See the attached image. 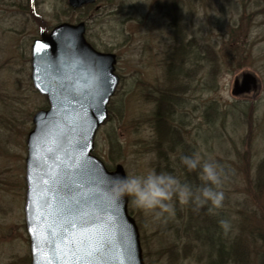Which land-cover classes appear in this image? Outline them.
Wrapping results in <instances>:
<instances>
[{
	"label": "rangeland",
	"instance_id": "1",
	"mask_svg": "<svg viewBox=\"0 0 264 264\" xmlns=\"http://www.w3.org/2000/svg\"><path fill=\"white\" fill-rule=\"evenodd\" d=\"M63 22H85L93 47L116 55L120 82L94 148L108 168L188 183L184 151L223 167L216 214L176 200L173 216L155 219L129 199L144 264H264V0H0V264H31L27 137L48 107L31 79L32 43ZM245 73L255 87L234 95Z\"/></svg>",
	"mask_w": 264,
	"mask_h": 264
},
{
	"label": "water",
	"instance_id": "2",
	"mask_svg": "<svg viewBox=\"0 0 264 264\" xmlns=\"http://www.w3.org/2000/svg\"><path fill=\"white\" fill-rule=\"evenodd\" d=\"M93 2L69 0L73 8ZM85 30L84 22H63L32 47V80L50 106L36 112L27 137L24 209L31 264H144L129 198L117 200L111 194V177L125 176L124 167L109 170L93 153L96 133L109 117L108 104L120 82L116 55L96 50ZM256 81L245 73L242 81H235L233 94L249 92ZM82 161L95 175L82 174ZM84 227L93 231V243L103 255L89 259L84 250L73 255Z\"/></svg>",
	"mask_w": 264,
	"mask_h": 264
},
{
	"label": "clouds",
	"instance_id": "3",
	"mask_svg": "<svg viewBox=\"0 0 264 264\" xmlns=\"http://www.w3.org/2000/svg\"><path fill=\"white\" fill-rule=\"evenodd\" d=\"M182 163L189 170L200 171L203 182L200 187L193 188L177 176L155 169L146 173L111 177V194L117 199L129 198L132 204L145 214H152L160 219L175 214V202L194 204L197 209L208 206L210 214L224 206L225 193L222 189L223 167L212 159L202 160L198 154L184 155ZM221 228L227 233L232 224L228 219L219 221Z\"/></svg>",
	"mask_w": 264,
	"mask_h": 264
},
{
	"label": "snow or ice",
	"instance_id": "4",
	"mask_svg": "<svg viewBox=\"0 0 264 264\" xmlns=\"http://www.w3.org/2000/svg\"><path fill=\"white\" fill-rule=\"evenodd\" d=\"M44 48H47V45L43 46ZM79 169L85 176H93L95 175L88 167H87V161H82L79 165ZM89 184L95 185L97 184L96 180H90ZM69 190H71V186H68ZM84 185H81V188H83ZM103 195V193H101ZM79 203V202H78ZM99 206V205H97ZM100 219L101 217H97ZM89 221L85 220V224H88ZM78 251L74 253L73 255L79 254V250H84L85 255L89 259H93L95 255L100 254L103 255V253L100 252V247L98 245H95L93 243V231L89 229L88 227H84L82 232L79 234V238L75 241Z\"/></svg>",
	"mask_w": 264,
	"mask_h": 264
},
{
	"label": "trees",
	"instance_id": "5",
	"mask_svg": "<svg viewBox=\"0 0 264 264\" xmlns=\"http://www.w3.org/2000/svg\"><path fill=\"white\" fill-rule=\"evenodd\" d=\"M194 40H193V38H191L190 40H187V44H189V45H192V42H193ZM166 105V104H165ZM167 110H168V108H166ZM163 116H164V118L163 119H166L167 117H169V111L167 112V113H164L163 114ZM187 147V146H186ZM186 155H189V156H191V155H193L192 153H187L186 152ZM190 175H193L194 176V178L196 177V179H199L200 177H199V175H200V171H196V170H189L187 167H186V177H187V179L188 178H190L189 180V184H191L192 185V187L195 189L196 188V183L192 180L193 179V177H188V176H190ZM199 187H200V185H199ZM219 249H221L222 250V248H220V246H219ZM211 264H216V262L215 261H213Z\"/></svg>",
	"mask_w": 264,
	"mask_h": 264
},
{
	"label": "flooded vegetation",
	"instance_id": "6",
	"mask_svg": "<svg viewBox=\"0 0 264 264\" xmlns=\"http://www.w3.org/2000/svg\"><path fill=\"white\" fill-rule=\"evenodd\" d=\"M186 48V47H185ZM186 60V59H185ZM184 72H185V75H186V61H185V67H184ZM165 120H171L173 121L172 123V126H171V129H177V130H180L184 132V128L185 126H182L181 128L179 127V124L177 122H175L173 119H171V117H167ZM184 146H185V142L182 143ZM183 155H186V151L183 152Z\"/></svg>",
	"mask_w": 264,
	"mask_h": 264
}]
</instances>
